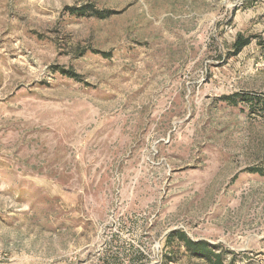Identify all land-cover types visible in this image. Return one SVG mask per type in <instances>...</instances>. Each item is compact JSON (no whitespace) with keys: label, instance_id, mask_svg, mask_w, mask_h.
Segmentation results:
<instances>
[{"label":"rangeland","instance_id":"rangeland-1","mask_svg":"<svg viewBox=\"0 0 264 264\" xmlns=\"http://www.w3.org/2000/svg\"><path fill=\"white\" fill-rule=\"evenodd\" d=\"M176 232L264 264V0H0V264H210Z\"/></svg>","mask_w":264,"mask_h":264},{"label":"trees","instance_id":"trees-1","mask_svg":"<svg viewBox=\"0 0 264 264\" xmlns=\"http://www.w3.org/2000/svg\"><path fill=\"white\" fill-rule=\"evenodd\" d=\"M68 10H70L72 14H76V13L87 14V12L90 11L93 13L94 16L101 19L106 18L111 14V13L99 11L94 6L84 7L79 9L69 8ZM241 40H239L237 44L238 52H240L250 43L249 40H245V41H241ZM175 236H177L178 239L182 243H184L187 251L192 257L207 260L210 264H225L223 260V254L218 253L214 248L210 247L208 243L202 241L195 242L189 237H187V235L184 234L183 232H176L170 235L171 238Z\"/></svg>","mask_w":264,"mask_h":264}]
</instances>
